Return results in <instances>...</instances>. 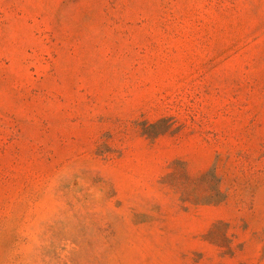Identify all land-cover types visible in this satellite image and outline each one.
<instances>
[{
	"label": "rangeland",
	"instance_id": "374dc122",
	"mask_svg": "<svg viewBox=\"0 0 264 264\" xmlns=\"http://www.w3.org/2000/svg\"><path fill=\"white\" fill-rule=\"evenodd\" d=\"M0 264H264V0H0Z\"/></svg>",
	"mask_w": 264,
	"mask_h": 264
}]
</instances>
